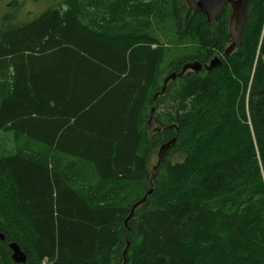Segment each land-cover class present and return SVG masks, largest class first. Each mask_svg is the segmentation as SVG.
<instances>
[{"label": "trees", "instance_id": "16d2710c", "mask_svg": "<svg viewBox=\"0 0 264 264\" xmlns=\"http://www.w3.org/2000/svg\"><path fill=\"white\" fill-rule=\"evenodd\" d=\"M0 6V264H264V0L227 57L229 5Z\"/></svg>", "mask_w": 264, "mask_h": 264}, {"label": "water", "instance_id": "95a60500", "mask_svg": "<svg viewBox=\"0 0 264 264\" xmlns=\"http://www.w3.org/2000/svg\"><path fill=\"white\" fill-rule=\"evenodd\" d=\"M252 2L253 0H186L190 11H192L194 14L200 13L204 15L209 23L217 21L224 7L226 5L230 6L232 10L229 23V35L231 38V44L226 48L223 54L224 57L233 54L236 51L237 47L241 44L243 33L248 22L249 8ZM221 65L222 60L220 56H215L208 64L204 65L199 62L186 63L182 67L180 73L174 72L167 76V78L164 80V86L161 92L157 94L156 97L166 92L168 84L171 81H175L178 77H183L188 71L200 72L202 70H206L207 72H211L220 68ZM154 116L155 107L152 109L151 116L148 120V129L150 132H160L163 129H160L156 126ZM172 128H176V126H171L167 129ZM176 140V137L172 138L168 142L162 144V146L160 147L157 155V164L153 168V174L150 183L151 187L153 186V180L157 172L159 171L160 166L162 165L163 161L165 160L167 154L169 153L173 145L176 143ZM152 191L153 189L151 188L144 196V198L134 204L131 214L128 217V220L134 215L135 210L146 202L148 196L152 194ZM0 241H5V236L2 233H0ZM8 248L11 251V259L15 264H26L27 256L22 251L18 243H9ZM126 253L127 249L125 250L124 255H126Z\"/></svg>", "mask_w": 264, "mask_h": 264}, {"label": "rangeland", "instance_id": "374dc122", "mask_svg": "<svg viewBox=\"0 0 264 264\" xmlns=\"http://www.w3.org/2000/svg\"><path fill=\"white\" fill-rule=\"evenodd\" d=\"M27 7H26V9L27 10H29V9H31V10H34V11H39V12H41V11H43L44 9H45V7H46V5L45 4H43V3H40V4H32V5H30V3H27V5H26ZM3 11H2V7L0 6V14L2 13ZM165 42V40H162V42ZM10 145H11V143H9V144H2L1 145V147L2 148H7V149H10Z\"/></svg>", "mask_w": 264, "mask_h": 264}, {"label": "bare ground", "instance_id": "6f19581e", "mask_svg": "<svg viewBox=\"0 0 264 264\" xmlns=\"http://www.w3.org/2000/svg\"><path fill=\"white\" fill-rule=\"evenodd\" d=\"M231 40V39H230Z\"/></svg>", "mask_w": 264, "mask_h": 264}]
</instances>
